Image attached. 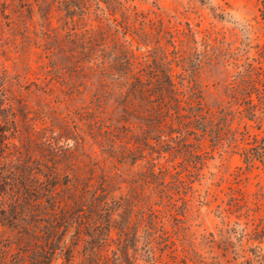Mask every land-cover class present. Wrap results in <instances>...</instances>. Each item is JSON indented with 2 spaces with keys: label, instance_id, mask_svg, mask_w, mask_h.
<instances>
[{
  "label": "trees",
  "instance_id": "1",
  "mask_svg": "<svg viewBox=\"0 0 264 264\" xmlns=\"http://www.w3.org/2000/svg\"><path fill=\"white\" fill-rule=\"evenodd\" d=\"M95 1L105 4L120 35L108 47L101 32L98 38L84 37L78 44L86 63L76 64L58 43L53 12L63 10V23L73 25L84 12V0H3L4 10L25 6L30 20L37 17L33 33L43 39L48 71L58 74V82H84L82 98L90 96L95 104L84 103V117L72 116L69 107L59 111L37 104L33 109L34 92L24 91L20 76L6 86L0 83V224L15 230L17 253L30 264H135L130 250H137L141 232L150 258L153 243L160 250L173 243L163 228L168 215L184 258L201 264L168 191H179L183 181L167 167L156 169L154 160L168 153L199 169L196 142L204 136L236 148L243 135L232 128L235 112L264 122V76L250 66L239 79L228 80L225 61L208 50L222 95L211 99L196 80L195 66L184 63L179 50L167 51L158 31L122 23L110 0ZM28 30L26 25L24 39L31 38ZM178 64L184 73H175ZM11 147L17 161L7 156ZM239 148L247 166L264 165V137L253 135ZM153 152L157 157L148 158Z\"/></svg>",
  "mask_w": 264,
  "mask_h": 264
},
{
  "label": "rangeland",
  "instance_id": "2",
  "mask_svg": "<svg viewBox=\"0 0 264 264\" xmlns=\"http://www.w3.org/2000/svg\"><path fill=\"white\" fill-rule=\"evenodd\" d=\"M84 2V12L73 25L63 23V10L55 8L53 12L58 43L76 64L86 63V54L78 44L84 37L98 38V32H101L102 43L108 47L120 35L114 33V23L108 19L104 3ZM110 3L117 20L136 28L158 31L160 43L167 51L179 50L186 57L184 63L195 66L196 80L211 99H222V95L216 83L214 61L205 54L208 50L215 58H223L228 80L239 79L250 66L254 67V73L264 76V0H110ZM4 6L0 0V83L3 81L6 86L20 76L27 87L24 91L34 92L31 96L35 101L31 103L33 109L37 104L44 109L59 107V111L69 107L72 116L84 117V103L95 104L90 96L82 98L84 82H58V74L48 71L49 59L43 39L33 33L34 24L38 26L37 17L30 20L25 6L13 10H4ZM26 25L30 39H24ZM85 29L88 32L81 36ZM3 69L7 73H3ZM174 71L184 73L181 64L174 66ZM2 95L0 88V97ZM72 95L74 101L70 98ZM230 107L237 109L234 104ZM51 112L58 113L57 110ZM257 116L263 117V113L258 110ZM42 123L37 122V126H43ZM232 128L243 135L236 148L228 146L226 140L216 144L206 136L199 138L196 142L202 159L199 169L186 167L181 158L171 157L168 153H163L154 162L156 169L167 167L183 181L179 191L175 188L168 191L180 206L178 217L184 226L181 231L186 234L201 264H264V165L255 161L252 166H247L238 153L239 147L251 141L253 135L264 137V122H259V118L248 120L235 112ZM190 139L194 141L192 136ZM7 156L17 161L12 147ZM147 157H157V153ZM185 184L190 188L186 189ZM168 213L176 212L169 208ZM168 217L163 221V228L168 241L173 243L163 250L153 243L156 247L150 258L145 252L146 238L141 232L137 250H130L135 264H193L184 258L171 225L172 219L169 217L168 220ZM16 239L15 230L0 224V264H30L27 257L17 253ZM51 264H59V261L54 260Z\"/></svg>",
  "mask_w": 264,
  "mask_h": 264
}]
</instances>
